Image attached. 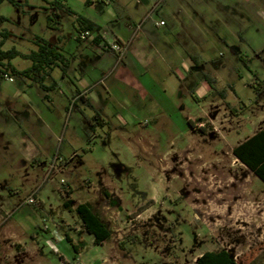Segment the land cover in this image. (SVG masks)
Segmentation results:
<instances>
[{"label":"rangeland","instance_id":"374dc122","mask_svg":"<svg viewBox=\"0 0 264 264\" xmlns=\"http://www.w3.org/2000/svg\"><path fill=\"white\" fill-rule=\"evenodd\" d=\"M15 1L0 4L2 48L29 53L41 37L68 68H53L49 91L0 79V264H196L220 249L264 264V182L232 153L264 128V0ZM77 16L107 41L141 25L173 72L77 40ZM203 74L213 89L197 98ZM81 202L109 227L103 244L82 229Z\"/></svg>","mask_w":264,"mask_h":264},{"label":"trees","instance_id":"16d2710c","mask_svg":"<svg viewBox=\"0 0 264 264\" xmlns=\"http://www.w3.org/2000/svg\"><path fill=\"white\" fill-rule=\"evenodd\" d=\"M4 0H0V4ZM13 5H17L15 0H7ZM90 3L91 1H87ZM52 5L56 8H61L63 2L61 0H54ZM51 18L48 19V21ZM77 33L83 30H89L95 33V36L91 39L92 42L100 44L104 42V47L107 41H105L101 35V27L93 20L83 17H76ZM7 21V18L0 14V79L4 75H9L11 77H21V78H33L34 81L38 82L40 86L45 91L53 89L57 83L53 81L49 85L44 84V80L47 76L51 75L54 67L62 66L63 74L66 73L65 70L68 68V60L62 55L57 47L50 46L49 43L42 39L41 37H36V50H32L29 53H22L16 48L4 50L3 44L9 38V31L2 28L3 23ZM76 39L83 41L76 36ZM120 42V41H119ZM15 57H22L31 60V65L25 69H18L14 66L11 60ZM193 58V57H192ZM194 59V58H193ZM206 77V76H205ZM207 78V77H206ZM209 84L213 87V82L211 79L207 78ZM47 97V94H45ZM99 115L95 117L96 124H100ZM233 155L239 159L245 166H247L260 180L264 182V128L257 130L251 136L247 137L232 149ZM149 201L146 205L140 207L136 214H139L142 210L147 208L151 203ZM72 200L66 199L63 205L70 209V204ZM74 211L77 213L79 219L81 220L82 229L88 234L92 235L95 244H102L111 235V231L106 223L100 218V216L92 209L88 202L78 203L74 207ZM66 239L72 244L75 251L78 250L77 246L72 243L71 238L68 234ZM196 264H238L235 259L230 255V253L222 249L220 251H206L204 252L196 261Z\"/></svg>","mask_w":264,"mask_h":264},{"label":"crops","instance_id":"0c3cea01","mask_svg":"<svg viewBox=\"0 0 264 264\" xmlns=\"http://www.w3.org/2000/svg\"><path fill=\"white\" fill-rule=\"evenodd\" d=\"M162 1L166 2V0H160V1H157V2H162ZM155 4H156V2H155ZM140 26L138 28L132 29V34L130 35V37L128 39H126V41L121 40L118 36H116L115 40L120 41V43H122V44H124L126 46V49H125L123 57L127 53L132 52L133 56L138 61H140L144 66L150 65V63L152 61H155L156 59H161L162 61L166 62V65H168V63H169V65H168L169 67L167 69L168 70V74L172 73L173 72V70H172L173 68H172V66H170L171 65L170 62H168L165 59V57H164L163 53L160 51V49L154 44V42L151 40V38H149L147 36V34L144 33V31L142 30V26L141 27ZM101 35H102L103 39L105 41H107L105 39V37L103 36L102 32H101ZM109 40H112V39H109ZM101 44L104 45V42H102ZM102 50H104L103 52H108L109 54H113L115 57H117V61H120V60L123 59V58H119L117 54H115L112 51L108 50L106 47H103ZM100 56L101 55H99L98 57H100ZM189 56H190V58H192V57L194 58V59L192 58L193 61H195L194 62V67H193L194 70L195 69L198 70L200 68L199 67V63L196 60V58L194 57V54H192V55L189 54ZM82 63H83L82 67H84L85 66L84 61H82ZM182 63L185 65V67H187L186 66L187 64H185L184 60L182 61ZM126 66H127V64L124 63L122 68L125 69ZM177 69L179 71H181L182 78L185 80V78L188 76V71L185 70L186 68H184V66H180V68L178 67ZM205 76L208 78L207 75L203 74V81L196 82L193 87L190 86V88H188V86H186L188 89L192 90L191 91L192 94H194V95L196 94L197 98L209 93L213 89V87L209 84V82H208V80H207V78ZM178 78L181 79L180 77H178ZM85 94L86 93L81 92V90L76 89V92H75L74 96H76L78 99H82L83 101L84 100H88V97L85 96ZM156 107L160 108V106H158V103L156 104ZM199 125H201V124L199 123Z\"/></svg>","mask_w":264,"mask_h":264},{"label":"built area","instance_id":"2783aa9c","mask_svg":"<svg viewBox=\"0 0 264 264\" xmlns=\"http://www.w3.org/2000/svg\"><path fill=\"white\" fill-rule=\"evenodd\" d=\"M160 23H163L162 21ZM95 36V33L89 31V30H83L77 33V37L79 39L85 40L89 37L91 39ZM105 47L112 51L113 53L117 54L119 58H122L126 49V46L122 43H120L118 40L112 39L106 42ZM10 81H12V78L10 76L5 75ZM29 203H35V200L33 198L28 199Z\"/></svg>","mask_w":264,"mask_h":264},{"label":"flooded vegetation","instance_id":"af4514ba","mask_svg":"<svg viewBox=\"0 0 264 264\" xmlns=\"http://www.w3.org/2000/svg\"><path fill=\"white\" fill-rule=\"evenodd\" d=\"M204 75H205V74H204ZM7 76H9V75H7ZM4 77H5V75H4ZM10 77H11V76H10ZM11 78H12V81H13L14 78H13V77H11ZM97 115H98V113H96V114L94 115V117H93L94 120H95V117H96ZM98 117H99V116H98ZM95 124H96V122H95ZM71 200H72V199H71ZM72 201H73V200H72ZM81 203H83V202H81ZM150 203H151V204H150L147 208H149L150 206L153 205V202H152V201H151ZM76 205H77V204H76ZM76 205H75V206H76ZM147 208H145L144 210H146ZM144 210H142L141 212H143ZM141 212H140V213H141ZM106 240H107V239H106ZM106 240H105V241H106ZM105 241H104V242H105ZM104 242H103V243H104ZM103 243H102V244H103ZM220 250H222V249H220ZM220 250H206V251H220ZM225 250H227V249H225ZM206 251H204V252H206ZM227 251H228V250H227ZM204 252L200 253V254L197 256L196 261H197V259H198V258H199ZM228 252H229V251H228ZM229 253H230V252H229ZM230 255H231V254H230ZM231 256H232V255H231ZM232 257H233V256H232Z\"/></svg>","mask_w":264,"mask_h":264}]
</instances>
